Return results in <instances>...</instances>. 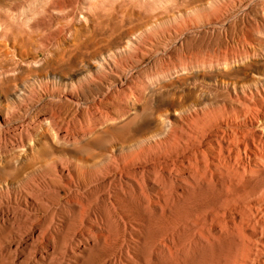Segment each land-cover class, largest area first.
I'll return each mask as SVG.
<instances>
[{"label":"bare ground","instance_id":"bare-ground-1","mask_svg":"<svg viewBox=\"0 0 264 264\" xmlns=\"http://www.w3.org/2000/svg\"><path fill=\"white\" fill-rule=\"evenodd\" d=\"M27 1L0 0V73L33 66L42 77L39 90L0 83V149L18 150L0 172L1 256L264 264V0H44L40 11ZM25 7L39 15L30 27L67 22L28 36L12 23ZM108 25L118 35L102 42ZM235 39L232 51L189 55ZM148 54L171 58L136 83ZM36 93L79 116L47 114L54 131L42 149L39 124L26 121Z\"/></svg>","mask_w":264,"mask_h":264},{"label":"rangeland","instance_id":"rangeland-1","mask_svg":"<svg viewBox=\"0 0 264 264\" xmlns=\"http://www.w3.org/2000/svg\"><path fill=\"white\" fill-rule=\"evenodd\" d=\"M5 1H7V2H11L12 1L13 2L14 0H5ZM30 1L31 0L27 1V4L29 3L28 6H30V4H31V7L33 6L34 8H36V10H39V11L42 10L41 9L43 7L42 3H43V5L45 4L44 0H32L31 2ZM246 4H247V2L244 1L240 5L235 6L233 9L229 10L227 12V15H225L224 17L225 18H232ZM28 6L26 5V7H28ZM40 6H42V7H40ZM26 7L24 8L25 10L23 11L24 14L22 12H17L18 14H20V13L23 14L25 20H24V18H23V16L21 14H20V17L22 19L16 13V15H18V16L13 18L14 22H13V19H12V23H14V25H16V29L17 30L22 31V33H25L28 36L30 35L31 37H35L38 34L45 33L46 29L53 30L54 28L60 27L65 22H67V18L66 17H63V18H59L58 17V18H54L52 20V22H50V24H47L45 26L46 28H44V29L30 27V25L33 22V20L35 19V17L37 18L39 15H38L37 12H36L37 14L36 13L30 14V11H28L27 10L28 8H26ZM26 10L29 13L26 12ZM3 11H4V8H3V5L1 4L0 5V13H2ZM26 16H28L27 19H26ZM30 17H31V20H30ZM15 20L16 21L17 20H19V21L22 20V22L20 21V23H18L19 21L15 22ZM127 21H128L127 19H124V21L121 23V25H122L121 28L122 29H123L124 26L127 25ZM102 31L103 32L99 35V37L102 38L101 39L102 42H107L109 40H112L115 36L118 35L119 28L117 29V28H115V27H113L111 25H108ZM232 31L234 33V36H241L244 30L243 29L240 30V28L236 26ZM240 44H241L240 41H236V39L233 42L230 41L229 44H227V45L226 44H222L220 42H215V43H212L211 45H202L201 47L194 48V49H192L189 52V55L192 56V57L195 56V57L199 58L198 56H202V55L204 56V54L206 55V54H213V53L216 54V53H220V52H229V51L234 50L237 47H240ZM44 55H45V52H43L40 49H38V58H43ZM195 57H193V58H195ZM170 58H171V55H167V54L165 56L161 57V58H159V57L157 58L153 54L146 55L141 60L140 65L137 68H135L134 71L132 72V79L136 83H138L140 81L147 80L148 78H150V76H152L155 72H157V70H159L160 67L163 66V64L165 62H167ZM4 63H6V61L0 59V66L5 65ZM56 66H57L56 64H52L51 67L56 68ZM17 68L19 70L18 69H14V71H13V72H15V73H13V75H14L13 78L14 79L12 78V72H11V75H8V76L6 75V77H5V75L3 77V75L0 73L1 74L0 75V78H1L0 79V83H11L12 80H21L22 84H24L26 86V88L30 87V88H34L35 90H39L38 88H39V85H41V81L40 80H42V77L36 71L34 72L35 67L27 66V67H25L23 69H20L19 67H17ZM9 76L12 79L10 82L7 81L8 78L10 79ZM4 78H5L6 81L4 80ZM1 80L3 82H1ZM190 85H191V83H190ZM89 88H90L89 89L90 93H93L96 90L95 89L96 88L95 85H91ZM183 95H184V93L181 91V88L179 87L177 89V92L172 95V98H180ZM186 95L191 96V93H188ZM48 101L49 100L47 99V97L44 94H42L41 97H40L38 95V93H36L34 98H33V100H32V102H31V104H30V106H29L30 110L28 109V114H27V120L26 121L28 123L29 122L30 123H38L39 126H40L38 128V131L33 135L34 144L36 145V146L34 145L35 149H42V148L46 147L47 143H49V140H51L53 138L54 129H52V127L49 126L50 124L46 120L47 114L52 112V113L56 114L57 115L56 117L60 118L61 120H69L70 122L73 121L74 123H77L76 121L79 118L78 114L75 111V107L69 105V106H63V107L59 108V110H56V109H53V106ZM97 110L98 111H101V110L104 111V108H102V107L100 108L99 107V108H97ZM28 116H29V118H28ZM11 151L16 152L18 150L17 149H15V150L14 149H12V150L0 149V172L1 173L7 172V169L6 168L3 169V166L6 165V163H7L6 160H8L10 158L9 155L13 154V152H11ZM4 255L1 256V254H0V257L5 260L4 264L5 263L6 264H8V263L10 264V262H9L10 258L9 259L7 258V256L9 257V255H7V256H6V254H4Z\"/></svg>","mask_w":264,"mask_h":264}]
</instances>
